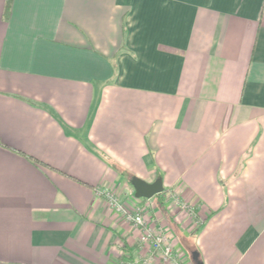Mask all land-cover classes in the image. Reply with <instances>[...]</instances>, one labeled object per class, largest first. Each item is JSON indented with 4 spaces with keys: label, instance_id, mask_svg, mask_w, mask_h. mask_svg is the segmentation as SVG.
<instances>
[{
    "label": "crops",
    "instance_id": "0c3cea01",
    "mask_svg": "<svg viewBox=\"0 0 264 264\" xmlns=\"http://www.w3.org/2000/svg\"><path fill=\"white\" fill-rule=\"evenodd\" d=\"M99 185L184 264H264V0H0V264L134 262Z\"/></svg>",
    "mask_w": 264,
    "mask_h": 264
},
{
    "label": "built area",
    "instance_id": "2783aa9c",
    "mask_svg": "<svg viewBox=\"0 0 264 264\" xmlns=\"http://www.w3.org/2000/svg\"><path fill=\"white\" fill-rule=\"evenodd\" d=\"M94 191L104 199L108 209L120 215L131 227L140 230L137 258L127 264H184L182 255L174 246L175 235L166 223L152 213V202L127 204L114 190L103 185L95 187ZM162 194L174 207L185 211L195 224L201 222L199 205L185 199L178 189H165Z\"/></svg>",
    "mask_w": 264,
    "mask_h": 264
},
{
    "label": "water",
    "instance_id": "95a60500",
    "mask_svg": "<svg viewBox=\"0 0 264 264\" xmlns=\"http://www.w3.org/2000/svg\"><path fill=\"white\" fill-rule=\"evenodd\" d=\"M131 183L135 188V195L138 198H152L164 191L163 180L161 178H158L156 181L150 183L135 176L132 178ZM194 259H197V255L194 256Z\"/></svg>",
    "mask_w": 264,
    "mask_h": 264
},
{
    "label": "rangeland",
    "instance_id": "374dc122",
    "mask_svg": "<svg viewBox=\"0 0 264 264\" xmlns=\"http://www.w3.org/2000/svg\"><path fill=\"white\" fill-rule=\"evenodd\" d=\"M129 185V184H128ZM183 195V194H182ZM185 198V197H184ZM186 199V198H185ZM192 221V220H191ZM193 222V221H192ZM194 224V223H193ZM197 225V224H196ZM181 245V244H180ZM174 246L175 247H177V236H174ZM182 246V247H181ZM180 247L182 248V249H180L179 247V252H180V254L182 255V256H184V254L186 255V257L188 258V260L190 261V262H193V257H194V254H191V253H189V252H187V253H185V251H187V248H186V246L183 244V245H181ZM189 262V263H190Z\"/></svg>",
    "mask_w": 264,
    "mask_h": 264
},
{
    "label": "trees",
    "instance_id": "16d2710c",
    "mask_svg": "<svg viewBox=\"0 0 264 264\" xmlns=\"http://www.w3.org/2000/svg\"><path fill=\"white\" fill-rule=\"evenodd\" d=\"M37 162H42V161H40V160H36ZM156 196H158V197H162V193H159V194H157Z\"/></svg>",
    "mask_w": 264,
    "mask_h": 264
}]
</instances>
